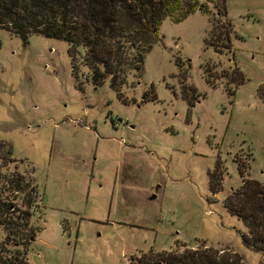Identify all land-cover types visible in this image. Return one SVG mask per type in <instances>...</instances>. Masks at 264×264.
Segmentation results:
<instances>
[{"label":"rangeland","instance_id":"obj_1","mask_svg":"<svg viewBox=\"0 0 264 264\" xmlns=\"http://www.w3.org/2000/svg\"><path fill=\"white\" fill-rule=\"evenodd\" d=\"M200 3L163 20L119 90L94 85L83 54L75 74L65 41L0 31V143L43 199L30 264H158L203 246L263 260L225 200L239 166L264 184V0Z\"/></svg>","mask_w":264,"mask_h":264},{"label":"trees","instance_id":"obj_2","mask_svg":"<svg viewBox=\"0 0 264 264\" xmlns=\"http://www.w3.org/2000/svg\"><path fill=\"white\" fill-rule=\"evenodd\" d=\"M196 10L207 11L200 0H0V31L16 34L23 45L29 43L32 34L65 41L74 72L77 57L83 54L94 85L102 86L110 78L112 86L119 90L129 71L143 73V51H148L157 38L161 40L159 26L163 20L168 17L179 23ZM210 44L217 51L216 43ZM135 49L138 53L127 58L126 54ZM240 71L237 67L233 71L240 79L232 81L237 86L235 91H229L232 96L244 84ZM24 163L13 157L11 146L0 143V264H30L29 249L40 230L32 221L42 210L43 199L37 191L34 169L23 170ZM238 169L243 184L229 193L225 206L247 229L238 231L243 246L262 253L260 264H264V184L246 177V170L240 166ZM209 174L211 191L216 194L221 188L214 181L221 183L223 176L219 163ZM241 259L236 253H219L203 246L181 256L169 253L161 262L241 264ZM137 261L146 264L141 258Z\"/></svg>","mask_w":264,"mask_h":264}]
</instances>
